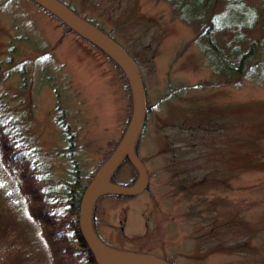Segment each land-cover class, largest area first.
<instances>
[{
  "label": "rangeland",
  "instance_id": "1",
  "mask_svg": "<svg viewBox=\"0 0 264 264\" xmlns=\"http://www.w3.org/2000/svg\"><path fill=\"white\" fill-rule=\"evenodd\" d=\"M63 1L134 55L146 92L138 154L150 183L99 199L102 239L175 264H264V86L217 77L196 26L168 0ZM0 114L35 145L41 175L68 182L113 150L132 99L94 44L34 0H0ZM134 176L125 162L115 180ZM11 187L0 185L1 219L14 221L35 264H55L42 224Z\"/></svg>",
  "mask_w": 264,
  "mask_h": 264
},
{
  "label": "trees",
  "instance_id": "2",
  "mask_svg": "<svg viewBox=\"0 0 264 264\" xmlns=\"http://www.w3.org/2000/svg\"><path fill=\"white\" fill-rule=\"evenodd\" d=\"M168 1L183 21L196 26V40L217 77L231 81L248 78L264 86V0ZM80 16L97 25L84 15ZM65 26L74 31L67 24ZM130 55L136 61L134 55ZM113 62L126 78L120 66ZM126 81L130 90L127 78ZM2 119L3 114H0V158L2 169L7 170L8 176H0V185H11L9 193L17 189L33 220L42 224L43 237L50 244L55 264H98L80 229L81 201L93 177L111 157L121 139L92 175L74 173L67 182L41 175L42 163L34 151L35 145L29 142L23 130L16 131L13 124L2 122ZM61 123H64L62 119ZM123 162L132 165L127 157ZM132 167L135 176L130 184L138 176V171ZM114 175L111 176L113 180ZM55 181H59L63 189H55ZM5 222L0 217V264H35L36 258H32L29 245L15 230L14 221L8 219Z\"/></svg>",
  "mask_w": 264,
  "mask_h": 264
},
{
  "label": "water",
  "instance_id": "3",
  "mask_svg": "<svg viewBox=\"0 0 264 264\" xmlns=\"http://www.w3.org/2000/svg\"><path fill=\"white\" fill-rule=\"evenodd\" d=\"M34 1L110 56L123 70L130 86L132 115L127 129L116 150L97 171L82 197L80 229L83 237L93 251L98 264H172L156 255L109 246L100 239L94 227V210L101 196L105 194L136 195L143 192L149 184L148 171L137 153V143L145 125L146 98L143 79L136 62L124 48L105 32L78 15L61 0ZM126 157L138 170V177L131 185H124L111 180L112 174Z\"/></svg>",
  "mask_w": 264,
  "mask_h": 264
}]
</instances>
